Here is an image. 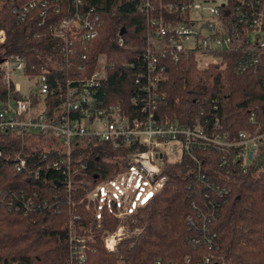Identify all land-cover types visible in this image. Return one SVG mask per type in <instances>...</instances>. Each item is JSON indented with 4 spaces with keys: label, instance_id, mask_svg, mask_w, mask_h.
Here are the masks:
<instances>
[{
    "label": "trees",
    "instance_id": "16d2710c",
    "mask_svg": "<svg viewBox=\"0 0 264 264\" xmlns=\"http://www.w3.org/2000/svg\"><path fill=\"white\" fill-rule=\"evenodd\" d=\"M30 1L0 0V30L4 32L0 58L23 56L27 67L41 66L49 71V78L63 81L88 77L97 57L102 56L107 74L98 91L99 100L117 104L124 114L132 116L135 110L129 100L137 90L133 73L143 69L142 54L146 50L165 53L164 59L158 57L163 78L157 92L163 98L153 113L157 121L188 126L198 118L210 120L214 114L227 139L256 126L264 131L263 70L236 75L233 66L239 55L232 51L219 53L217 63L199 69L191 55L178 54L172 60L165 49H153L146 42L150 29L146 20H168L171 14L165 6L176 0H147V8L143 7L145 0H82L80 11L91 8L98 18L97 34L85 50L75 49L65 65L57 57L59 41L48 27L69 14L68 4L59 1L56 4L58 8L64 6L62 12L53 15L47 10L42 18H38L39 10H33L23 23H16L10 11ZM6 95L0 76V109ZM249 113L254 115V124L248 121ZM24 141L23 152L28 161L26 169L17 173L11 155L18 149V138L0 133V193L10 190L36 194L45 205L27 214L0 210V264H78L69 228L73 215L77 216L73 232L84 239L81 264H183L184 258L188 259L187 264H202L203 258H209V264H264L263 163L257 162L241 174L237 162L223 175L216 169L215 157L199 153L207 159L201 172L209 182L229 188L225 198L210 195L216 216L202 221L195 218L189 205L191 200L199 202L204 192L191 176L193 166L184 158L163 161L156 176L161 181L160 189L124 218L128 230L137 232L119 240L114 251L108 252L103 239L115 232L121 222L115 217L119 206L114 201L99 203L89 194L98 184L127 172L129 149L114 150L96 139L72 143L70 157L77 184L66 190L58 172L41 168L54 155V140L32 134ZM260 153H264V146ZM43 154L47 155L45 160L41 159ZM188 217L195 226L206 225L214 235L217 250L207 249L201 240L194 244L197 231L186 225Z\"/></svg>",
    "mask_w": 264,
    "mask_h": 264
},
{
    "label": "built area",
    "instance_id": "2783aa9c",
    "mask_svg": "<svg viewBox=\"0 0 264 264\" xmlns=\"http://www.w3.org/2000/svg\"><path fill=\"white\" fill-rule=\"evenodd\" d=\"M59 1L68 4L69 14L57 25H50L48 30L59 41L57 57L60 64L65 65L73 57L75 49L85 50L96 37L98 18L93 9L80 11L82 0H32L13 8L10 13L20 24L33 10H39L38 18H42L47 10L53 15L59 10L62 12L64 6L58 8L56 4ZM148 3L145 0L143 7L147 8ZM165 8L171 14L168 20H146L150 28L146 42L153 47L151 41H159V45L153 49H165L172 60H176L178 54L191 55L199 69L217 63L219 53L232 51L239 55L233 66L236 75L247 72L254 74L259 70H263L264 75V0H176ZM3 41L4 32L0 30V44ZM164 56L165 53L149 50L142 54L143 69L133 73L137 90L129 100L135 110L132 116L124 114L117 104H104L99 100L98 91L107 74L104 59L99 64L102 56L97 57L88 77L63 81L49 78V71L41 66L27 67L23 56L12 54L0 58V76L7 92L0 109V133L18 138V149L11 155L14 172L26 169L28 159L23 152L24 139L32 134H42V137L54 140L55 145L51 144L54 155L41 168L58 172L66 190H72L77 184L73 180L76 171L72 168L70 157L72 143L96 139L110 144L114 150L129 149V169L123 174L127 187L122 186L120 194L115 196L121 206L115 217L120 218L128 216L133 210L127 208L130 205L128 194H132L134 200L141 186L147 190L153 188L156 192L160 189L161 181L156 176L163 161L173 162L184 158L193 166L192 178L204 189L197 200L199 202L190 201V208L198 220L214 218L216 210L212 207L214 202L210 195L217 199L225 198L229 188L209 182L201 172L203 162L207 159L199 153L215 157V166L220 174H227L232 164L237 162L243 174L257 162L262 163L264 153L259 155V150L264 146V131L260 132L256 126L252 130L239 131L227 139L214 114L210 120L198 118L188 126L157 121L153 113L163 98L157 92L163 78L158 57L164 59ZM53 67L54 64H51ZM129 67L133 68V64ZM12 94L17 96L13 98ZM49 103H52L50 116L47 113ZM248 121L254 124L253 113L248 114ZM46 156L43 154L41 159L45 160ZM111 182L98 184L89 197L98 198L99 203L114 200L107 197V186L113 184ZM110 195L114 194L111 192ZM144 196L141 194V197ZM44 205L45 201L39 200L36 194L10 190L0 193V210L7 212L27 214ZM75 220L77 216L73 215L69 228L71 242L74 243L73 255L77 256L78 264H81L84 260V239L73 232ZM186 225L195 227L197 231L194 244L201 240L207 249L217 250L213 244L214 235L208 232L206 225L195 226L196 223L190 217L186 219ZM121 230L117 229L114 234L103 239L106 251H114L115 245L122 239ZM136 232L132 231L131 234ZM187 263L188 259L184 258L183 264ZM154 264L159 262L155 261ZM202 264H209V258H203Z\"/></svg>",
    "mask_w": 264,
    "mask_h": 264
},
{
    "label": "rangeland",
    "instance_id": "374dc122",
    "mask_svg": "<svg viewBox=\"0 0 264 264\" xmlns=\"http://www.w3.org/2000/svg\"><path fill=\"white\" fill-rule=\"evenodd\" d=\"M151 44H152V46L153 47H155V46H157V45H159V41H157V40H152L151 41ZM102 61H103V58L101 57L100 59H99V64L101 63L102 64ZM199 68V67H198ZM262 163L264 164V156H263V158H262ZM124 176H123V174L122 175H120L119 177H117V178H115L114 180H112V182L111 183H113V184H111V185H108L107 186V191L109 192V194L107 195V197L108 198H113L114 200H116L117 202H119L118 201V197H115V196H118L119 194H120V192L122 191V186H125V187H127V180L125 179V181H124ZM123 182V183H122ZM102 189H104V188H102ZM112 192V194H114V195H110V193ZM139 192H140V194L137 196V198L135 199L134 198V200H133V197L131 196L132 194H128L127 196H128V198H129V201H128V203L130 204V205H127V208H134V207H137V206H139V205H141V204H143V202H145L151 195H153L155 192H156V190L155 189H153V188H151L150 190H147L145 187H143V186H141L140 188H139ZM142 193H145V196L144 197H141V194ZM126 217V216H125ZM125 217H120L119 219H121L120 221V224L117 226V228H116V230L117 229H122L119 233L120 234H122L121 236V238L123 239V238H126V237H128V236H130V235H133V234H131V232L133 231H137V230H132V231H129L128 230V228H127V226L124 224V221H125ZM123 219V220H122ZM116 230H115V232H116ZM115 232H113V233H111V234H108V235H112V234H114ZM118 243V242H117Z\"/></svg>",
    "mask_w": 264,
    "mask_h": 264
},
{
    "label": "crops",
    "instance_id": "0c3cea01",
    "mask_svg": "<svg viewBox=\"0 0 264 264\" xmlns=\"http://www.w3.org/2000/svg\"><path fill=\"white\" fill-rule=\"evenodd\" d=\"M139 194H140V192H139ZM142 194H144L145 195V193H142ZM106 201V200H105ZM112 201H114V202H116L117 203V205L119 206V209H118V211L120 210V208H121V206L119 205V203L116 201V200H112ZM108 202V201H107ZM145 202H143V204H144ZM143 204H141V205H143ZM141 205H139V206H141Z\"/></svg>",
    "mask_w": 264,
    "mask_h": 264
},
{
    "label": "water",
    "instance_id": "95a60500",
    "mask_svg": "<svg viewBox=\"0 0 264 264\" xmlns=\"http://www.w3.org/2000/svg\"><path fill=\"white\" fill-rule=\"evenodd\" d=\"M122 31H123V30L121 29V30H120V32H119V34H121V33H122Z\"/></svg>",
    "mask_w": 264,
    "mask_h": 264
}]
</instances>
